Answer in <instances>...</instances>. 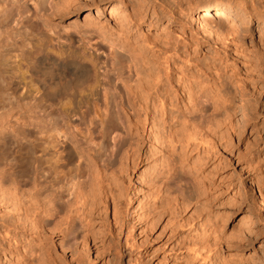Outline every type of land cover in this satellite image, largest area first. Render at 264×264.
Instances as JSON below:
<instances>
[{"label":"bare ground","instance_id":"1","mask_svg":"<svg viewBox=\"0 0 264 264\" xmlns=\"http://www.w3.org/2000/svg\"><path fill=\"white\" fill-rule=\"evenodd\" d=\"M29 4L46 12L41 13L43 21L28 18ZM83 9V24L73 28L96 32L127 53L113 47L106 72L101 71L103 53L89 49L84 39L60 38L53 32L54 20ZM180 11L178 1L169 5L154 0H0V264H54L41 235L58 230L69 238L77 221L83 237H89L103 204H111L112 227L120 231L123 180L145 164L152 165L147 173L142 170L146 186L139 196L144 200L135 201L136 221L143 230L151 229L167 210H161L165 204L157 198L176 164L181 169L191 165L188 158L197 153L205 161L201 168L231 154L229 86L236 85L243 94L238 83L247 87L246 79L264 66V39L253 44L252 53L258 57L254 66V57L242 59L243 73L234 70L228 56L198 62L185 58L183 49L198 44L200 36H212L225 47L228 38L231 44L247 38L254 25L249 21L262 23L264 0H213L191 14L187 23L193 31L189 28L186 38L187 31L181 30V40L169 33L143 31L147 22L148 28L164 21L182 22ZM107 13L113 25L104 20ZM235 52L248 57L238 46ZM215 60L224 61V68ZM205 102L213 114L203 124ZM123 135L127 138L122 142ZM191 174L200 194L217 192L213 175L200 169ZM242 191L246 193V188ZM126 199L128 205L133 202ZM203 232L179 241L192 252V261L185 264L212 261L218 237ZM31 242L41 243L33 247Z\"/></svg>","mask_w":264,"mask_h":264},{"label":"rangeland","instance_id":"2","mask_svg":"<svg viewBox=\"0 0 264 264\" xmlns=\"http://www.w3.org/2000/svg\"><path fill=\"white\" fill-rule=\"evenodd\" d=\"M154 1L169 5L176 4V1L180 2L182 11L179 12V15L183 21L174 24L164 21L160 27L150 28H148L147 22L143 24V31L147 32L149 30V33L152 34L155 32L160 34L169 33L171 37L173 36L172 39L181 40L180 33L183 30L187 31L184 34L186 38L190 36L189 31H193L189 27L190 24L187 23L191 14L199 11L205 4L213 0ZM221 1L225 2V0ZM29 6L30 14H28V18H32L34 21L37 20V23L43 21V18H45L43 15L46 12H37L33 6L30 4ZM84 12V9L77 14L71 12L61 19L54 20L51 24L52 26L55 25L54 28L52 27L53 32L54 34L57 33L60 38L61 36L65 38L67 35H71L74 38L84 39L83 41L86 42L89 49L93 48L94 51L98 50V52L103 53V59L106 62L101 71L106 72L110 68L112 49L115 48L122 55L127 53L118 46L114 47L108 39H102L96 32L93 33L88 30L87 32L85 28H80L81 30L73 28L75 23L81 27ZM103 18L109 21V24H114L109 19L108 13L103 14ZM260 20L262 21L260 26H257L258 23H254L255 19L249 21L250 25H254L247 38H237L234 42L236 44H231L229 38L225 40V43L229 44L227 47L223 42L217 41L212 36L207 38L200 36L199 43L190 46L188 49L183 47V43H180V46L186 51L185 58H193L198 62L211 61L213 57L217 58L218 55L221 57L228 56L231 64L233 63L232 65L235 66L234 70L241 73L242 66L244 67L243 58L246 60L254 57L250 60L253 62L251 66L255 65L257 56L252 53L254 50L253 44L261 43L260 39H264V17ZM216 21L217 19H214L212 24ZM238 21L242 23V19ZM23 22L25 24L26 20L23 19ZM237 46L243 48L245 50L244 54L248 57L245 58L243 55L236 53L235 47ZM224 51L227 52L224 53ZM262 57L263 60L261 61L264 65V54ZM215 62L219 63L217 60ZM225 64L224 61L219 63V68L222 67L221 69H223ZM130 74L134 76V72ZM242 75L241 78H243ZM253 75H251L252 78L246 79L247 87L238 83L237 86L240 88L243 86L242 88H244L243 94L238 92L237 88H234L236 85L229 86L231 92V154H222V157L219 156V160H211L205 166L198 168L199 164L205 161H202L197 153H192L191 159H189L190 156L188 158V164H194L193 170L189 168L191 165L181 169L176 164L177 166L173 167L174 170L167 175L168 179H165L168 180V186L160 191L159 195H161L158 196L159 199L157 198L159 204L160 202L165 204V208L163 207L161 210H167L161 213L158 219L156 218L155 227L143 230L141 223L139 224L136 221L138 210L136 202L140 200L139 196L144 192L143 188L146 186L144 177L146 174L144 173H147L149 166L152 165L147 164L146 166L145 164L141 166L139 172H136V170L128 172L123 180L124 184L122 185L126 190V197L122 198L125 202L122 201L123 227L120 231L118 226L112 227L111 204H106V206L103 204L101 214L92 221L91 236L83 237V228L77 221L74 222L73 236L71 235L69 238L61 236L58 230L54 232L48 230L41 235L42 239L45 238L44 240L47 242L46 247H48L50 258L54 264H185L187 261H192V252L189 250L190 248H185L183 244H179V241L181 238L185 239L186 237L185 240H188L190 237L198 235V233L201 234L204 230L206 231L205 234L213 233L218 237L216 238L215 247L212 246L213 262L194 260L193 264H220L228 262V260L232 264H242V262H244L243 264H264V66L256 68ZM114 79L116 78H113L116 86L121 87V83ZM204 105L206 112H203L202 117L204 116V118L200 117L201 120L203 119V124L206 123L205 119L210 118V115L213 114L210 103L205 102ZM215 116L222 119L221 114ZM221 131L225 132V129L222 128ZM122 138H124L121 139L123 142L127 136L123 135ZM149 146L150 142H147L145 150ZM174 157V160H177L176 156ZM103 158L105 159V157ZM101 163L103 164L104 161ZM199 169L205 175H213L212 180L218 184V190L212 196L200 194V191L197 190L191 171ZM178 175H181L182 181H179ZM204 181H209V179L204 178ZM222 182L225 184H222ZM242 184L245 187L240 188ZM243 188H246L247 194L243 193ZM179 190L182 193L178 192ZM127 197L133 199V202L129 205L126 201ZM142 201L140 200V202ZM132 204L137 208L133 209ZM201 226L202 228H200ZM33 242H31L33 247L40 246L41 242L36 243V246ZM259 245L263 248L256 249V246ZM258 250L260 252H256Z\"/></svg>","mask_w":264,"mask_h":264}]
</instances>
